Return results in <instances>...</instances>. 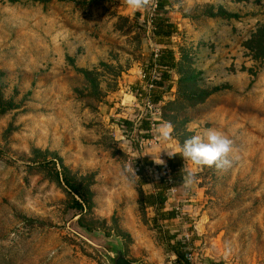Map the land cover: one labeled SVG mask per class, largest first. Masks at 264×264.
Segmentation results:
<instances>
[{
	"label": "rangeland",
	"instance_id": "374dc122",
	"mask_svg": "<svg viewBox=\"0 0 264 264\" xmlns=\"http://www.w3.org/2000/svg\"><path fill=\"white\" fill-rule=\"evenodd\" d=\"M144 1L0 0V264H110L116 244L172 264L142 203L161 185L177 216L157 226L187 237L192 264H264V0H168L176 67L148 150L206 128L233 141L230 168L183 160L196 180L178 187L154 164L142 177L159 182L141 185L138 135L115 124L146 117Z\"/></svg>",
	"mask_w": 264,
	"mask_h": 264
},
{
	"label": "trees",
	"instance_id": "16d2710c",
	"mask_svg": "<svg viewBox=\"0 0 264 264\" xmlns=\"http://www.w3.org/2000/svg\"><path fill=\"white\" fill-rule=\"evenodd\" d=\"M146 7V2L143 0L142 8ZM171 5L168 0H156L155 10L152 13V17L143 23L142 28L149 30L152 33L153 39L156 43L158 53L156 58L153 59L152 63L147 65L144 70L145 81L148 82L154 70L159 73V80L155 82L154 89L149 93V100L153 104H161L162 94L169 92L171 89L170 85L165 86L171 80L170 73L175 69L176 63L174 61L173 52L168 49L167 40L172 34L176 32V28L172 23L171 17L167 15V11L170 9ZM138 92L142 90L138 89ZM121 125H124L128 131L131 133L132 124L127 121H122ZM139 131H144L149 129V123L142 121V124L138 126ZM166 166L163 167L162 171L169 172V179L172 181L171 186L178 187L184 184L183 179L187 173L184 170L183 158L179 155H174L165 158ZM152 161L145 158L140 159L135 165V172L141 178V185H147L151 181L153 182L154 177L146 179L142 177L143 169L146 166L152 165ZM151 182V183H152ZM162 190L155 193H149L144 196L142 203L145 207L154 208L155 216L152 218L153 227L159 232V238L164 245L165 252L169 253L174 260L172 264H192L188 259L190 251H187L188 242H186L185 237H180L177 233L171 234L168 231H163L160 226H157L158 222L171 221L177 216L176 211L173 209H164L166 197L163 190L166 189L164 185H161ZM209 264H216L210 262Z\"/></svg>",
	"mask_w": 264,
	"mask_h": 264
},
{
	"label": "clouds",
	"instance_id": "9594fccd",
	"mask_svg": "<svg viewBox=\"0 0 264 264\" xmlns=\"http://www.w3.org/2000/svg\"><path fill=\"white\" fill-rule=\"evenodd\" d=\"M129 4L134 8H140L143 6V0H129ZM162 138H169L167 130ZM232 153L233 141L226 134L214 128H206L202 135H192L186 139L179 152H170L168 155L169 157L179 155L183 160L191 161L196 166H214L218 170H225L233 164ZM195 180V174L188 171L183 182L187 186L192 185Z\"/></svg>",
	"mask_w": 264,
	"mask_h": 264
},
{
	"label": "built area",
	"instance_id": "2783aa9c",
	"mask_svg": "<svg viewBox=\"0 0 264 264\" xmlns=\"http://www.w3.org/2000/svg\"><path fill=\"white\" fill-rule=\"evenodd\" d=\"M154 10H155V5L152 9V12H154ZM157 53H158V49L156 48L153 54L154 58H156ZM158 80H159V73L156 70H154L144 90L145 91L153 90L155 82ZM136 95H138L140 98L143 99V103H144L145 111H146L145 121L149 123V129L144 130V131H139L137 126L136 127L133 126L131 133L135 131L138 135L136 139L134 138L138 145V149L137 148L136 149L138 151H145L159 144V136L157 137L158 133H157L156 125L160 121L159 119L161 117V107H160V104L151 103L149 98L146 95L140 94V92H136ZM115 124H116V129L118 133L122 132V135H125L126 138L129 137V135H131L130 137L133 138L132 134L128 133L126 127L124 125H121L122 123L120 121L116 122ZM126 142H129V141H126ZM185 239L187 240L186 236H185ZM190 257L191 256L188 255V259L191 261Z\"/></svg>",
	"mask_w": 264,
	"mask_h": 264
},
{
	"label": "water",
	"instance_id": "95a60500",
	"mask_svg": "<svg viewBox=\"0 0 264 264\" xmlns=\"http://www.w3.org/2000/svg\"><path fill=\"white\" fill-rule=\"evenodd\" d=\"M110 254H111L109 257L110 264H137L129 261L126 258L122 250V247L119 244H116V246L111 248Z\"/></svg>",
	"mask_w": 264,
	"mask_h": 264
},
{
	"label": "crops",
	"instance_id": "0c3cea01",
	"mask_svg": "<svg viewBox=\"0 0 264 264\" xmlns=\"http://www.w3.org/2000/svg\"><path fill=\"white\" fill-rule=\"evenodd\" d=\"M143 157L147 160H150L152 161V163L154 164V166H156L157 168L161 169L163 167L166 166V163H165V158L168 156V154L164 155V156H158L156 155L155 151L154 150H145L143 153H142ZM161 161H163V163H161ZM156 171V170H155ZM155 171H154V174H155ZM155 177H157V175L155 174ZM159 181H154L152 182V184H155ZM149 184H147L148 186Z\"/></svg>",
	"mask_w": 264,
	"mask_h": 264
}]
</instances>
